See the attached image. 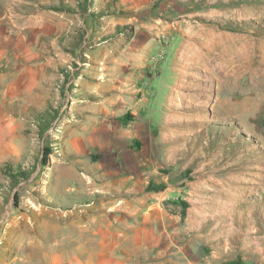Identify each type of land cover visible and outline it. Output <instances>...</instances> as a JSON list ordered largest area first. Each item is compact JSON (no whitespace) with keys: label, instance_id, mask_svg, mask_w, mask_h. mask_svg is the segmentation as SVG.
<instances>
[{"label":"rangeland","instance_id":"374dc122","mask_svg":"<svg viewBox=\"0 0 264 264\" xmlns=\"http://www.w3.org/2000/svg\"><path fill=\"white\" fill-rule=\"evenodd\" d=\"M89 235L264 264V0H0V264Z\"/></svg>","mask_w":264,"mask_h":264},{"label":"bare ground","instance_id":"6f19581e","mask_svg":"<svg viewBox=\"0 0 264 264\" xmlns=\"http://www.w3.org/2000/svg\"><path fill=\"white\" fill-rule=\"evenodd\" d=\"M54 222V221H53ZM49 224V223H48ZM48 224H46L47 226H48ZM45 225V226H46ZM53 224H51V226H52ZM57 226H59V225H57ZM53 227L52 226V228L51 227H46L47 229H48V231L49 232H53L54 234L57 232V228L58 227ZM78 228V227H77ZM80 228H82L83 230H86L87 232H88V227L87 226H82V227H80ZM61 229V228H60ZM65 230V229H64ZM60 231V230H59ZM77 231V230H76ZM75 231V232H76ZM79 231V230H78ZM78 231H77V233H78ZM95 231V230H94ZM100 231V230H99ZM46 232V231H45ZM62 233V232H61ZM60 233V234H61ZM46 234V233H45ZM50 234V233H49ZM52 234V233H51ZM58 234V233H57ZM60 234H58L59 236H60ZM65 234H66V232H65ZM57 235V236H58ZM63 235V234H62ZM61 235V236H62ZM99 235V234H98ZM53 236H55V235H53ZM65 236V235H64ZM63 236V237H64ZM69 236V235H68ZM76 236V235H75ZM77 236H79V235H77ZM87 236V235H86ZM85 236V237H86ZM46 237H47V235H46ZM50 237L52 238V236L50 235ZM83 237V236H82ZM81 237V238H82ZM28 238V237H27ZM48 238V237H47ZM66 238V237H65ZM74 238V237H73ZM34 239V238H33ZM33 239H29L28 241H27V243H26V246H28V247H26V248H29L30 247V249H33V248H41L42 246V241H40L39 240V244H36L35 242H36V240H33ZM49 239V238H48ZM70 239V238H69ZM72 239V238H71ZM71 239L70 240H68V242L69 241H71ZM75 239H76V237H75ZM47 239H45L44 241H46ZM50 240V239H49ZM73 240V239H72ZM78 240V239H77ZM76 240V241H77ZM81 240V239H80ZM51 241V240H50ZM53 241V240H52ZM84 241V240H83ZM105 241V240H104ZM47 242V241H46ZM45 242V243H46ZM63 242V241H62ZM66 242V241H65ZM65 242H63V243H65ZM87 242H89V243H91V245H89V246H92V248H91V250L95 253V255H96V259H88V263L89 264H122L123 263V261H122V256H121V254H120V250H119V247H116V246H111V248H110V250L109 251H106L107 252V254L104 252V250L103 249H105V244H102V243H99V244H97V242L95 241V239L92 237V236H88L87 237ZM110 242V245H111V243L113 244V242H111V241H109ZM115 242V241H114ZM60 243V242H59ZM72 243V242H71ZM78 243V242H77ZM89 243H87V244H89ZM50 245H51V243H49ZM68 244V243H67ZM50 245H48V247L47 248H51V246ZM52 245H53V247L54 246H57L58 245V241L56 242L55 241V238H54V241L52 242ZM61 245V244H60ZM69 245V244H68ZM104 245V246H103ZM115 245V244H114ZM44 246H46V245H44ZM65 246H67V245H65ZM74 247V246H73ZM82 247H84V244L82 245ZM25 248V249H26ZM55 248V247H54ZM89 248V247H88ZM97 248H98V250L99 251H96L97 250ZM43 249H46V248H43ZM56 249V252H54L53 253V257H51L52 258V260H51V262H49L50 264H83V261L81 260V259H79V255L78 254H76V255H74L71 259H69V260H66L65 258H63L62 256H61V249H59V248H55ZM81 248L79 247V250H80ZM84 249V248H83ZM90 249V248H89ZM88 249V250H89ZM29 250V249H28ZM27 250V251H28ZM50 250V249H49ZM48 250V251H49ZM74 250V249H73ZM95 250V251H94ZM24 251V250H23ZM34 251V253H36V252H38V251H36V250H33ZM36 251V252H35ZM54 251V250H53ZM53 251H51V252H53ZM63 251V250H62ZM67 251H69V250H67ZM26 252V251H25ZM47 253V252H46ZM66 253V252H65ZM64 253V254H65ZM69 253H70V251H69ZM73 253H75V251L73 252ZM92 253V252H91ZM27 254V253H26ZM79 254H82V253H79ZM29 255V254H28ZM46 256H47V254H45ZM44 255V256H45ZM71 255V254H70ZM73 255V254H72ZM71 255V256H72ZM79 257H78V256ZM91 255V254H90ZM26 256V255H25ZM35 256H36V254H35ZM48 256H49V254H48ZM52 256V255H51ZM70 256V257H71ZM84 256H85V254H84ZM84 256H82V257H84ZM29 257V256H28ZM27 257V258H28ZM66 257V256H65ZM92 257V256H91ZM19 258V257H18ZM22 258V257H21ZM20 258V260H22ZM37 258V257H36ZM39 258H41V257H39ZM49 258V257H48ZM93 258V257H92ZM25 261V260H24ZM50 261V260H49ZM85 263V262H84Z\"/></svg>","mask_w":264,"mask_h":264},{"label":"crops","instance_id":"0c3cea01","mask_svg":"<svg viewBox=\"0 0 264 264\" xmlns=\"http://www.w3.org/2000/svg\"><path fill=\"white\" fill-rule=\"evenodd\" d=\"M114 229V230H113ZM116 229V226H115V224H113V223H111L110 221L109 222H106L105 224H103V226L100 228H98V231L100 230V231H105V232H107L106 234H108L111 230H113V231H116L115 230ZM97 230V229H96ZM142 230V229H141ZM102 235H104V233L102 234ZM129 240V239H128ZM109 241V240H108ZM115 241V242H114ZM111 242H114L113 244L111 243V245L110 246H116V247H121V246H123V240H120L119 238L118 239H114V238H112L111 239ZM110 243V242H109ZM115 244V245H114ZM135 257H133V258H126V260L124 261V263L123 264H156L155 262H153V261H136V259H134Z\"/></svg>","mask_w":264,"mask_h":264},{"label":"trees","instance_id":"16d2710c","mask_svg":"<svg viewBox=\"0 0 264 264\" xmlns=\"http://www.w3.org/2000/svg\"><path fill=\"white\" fill-rule=\"evenodd\" d=\"M46 149V148H45ZM48 150H46V152H47ZM42 161H44V159L42 160ZM185 205H186V203H185Z\"/></svg>","mask_w":264,"mask_h":264}]
</instances>
